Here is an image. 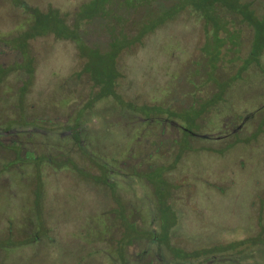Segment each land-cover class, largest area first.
<instances>
[{
    "label": "trees",
    "instance_id": "obj_1",
    "mask_svg": "<svg viewBox=\"0 0 264 264\" xmlns=\"http://www.w3.org/2000/svg\"><path fill=\"white\" fill-rule=\"evenodd\" d=\"M92 1L97 0H83L78 9L71 13L76 16L75 23H70L69 18L72 15L65 13L63 27L66 30L61 28L65 31L63 34L59 30L50 32L57 38L75 42L80 49L81 59L86 64L89 61L85 56L86 49L94 48L95 45L92 39L94 33L104 38L111 48L117 51L121 49L122 54L142 46L144 38L157 34L162 28L181 18L197 20V23L202 24L206 47L196 48L198 52L195 51L205 59L206 65L196 74L185 93L186 99L193 100L192 104L186 109L183 103L175 102L174 98H171L169 103L160 104L161 108L147 106L150 114L144 115L142 110L145 108L140 103L147 102L142 101L140 95L132 102L124 100L120 92H117L116 79L113 85L108 81L97 83L93 74L84 70V74L88 73L89 80L95 82V86H100L101 91L94 94L90 92L91 95V89L87 86L89 91L87 89L84 93H89V101L81 98L83 103L78 105V112L73 120L55 113H47L48 117L42 116L40 120L36 117L30 120L26 115L20 116L19 113L17 118L16 112L19 109L21 112L25 111L24 106L21 108L16 105L18 94H7L8 96L3 97L2 92L11 90L4 91V87L0 88V111L3 109L1 106H4L10 112L9 118L12 121L10 127L0 121V179L7 175L25 184L29 190L26 198L41 201L38 214H42L43 203L51 207L48 203L51 200L49 198H52L51 193L45 194L44 190L47 181L44 173L47 169H53V177H59L61 172L69 173L78 176L92 189L108 191L111 203L107 205L106 210L100 212L107 218L102 221V228L98 229L101 231L99 236L88 239L86 245L88 248L93 247L92 249L97 247V252L90 255L91 257H107L104 252V245L107 243V250L112 255L108 258L112 261L111 264H188L199 258H205V263L208 264L221 262L220 253L226 251L231 252L230 264H237L243 259L240 258L242 255L252 253L250 249H264L263 229L258 236H252L247 242L207 247L197 253L187 252L175 246L177 231L185 225L182 217L187 210V202L181 201L182 187L171 184L169 178L179 165H182V161L191 159L192 155L206 154L221 159V153L229 155L235 152V149L242 148L239 166L244 168L247 152L264 162V1L259 7H255L254 2L245 0H98L101 8L94 10L96 16L90 20L80 9ZM80 13H83V17ZM62 17L64 18V14ZM91 21L93 22L90 23ZM95 30L98 32H94ZM74 76L80 80L84 75ZM256 79L259 83L258 90L250 99L242 100L244 98L239 95L241 89L251 87ZM68 81L69 78L62 81V84L65 82V88ZM77 88L73 91L74 94ZM24 99L25 97H22V102ZM93 103H100L101 108L109 106L123 116L119 118V127L122 125L127 129L128 136H134L128 143L127 154L116 152L113 157L107 158L97 154L92 143L83 147L82 139H85V136H82L83 132L79 131V128L85 110L90 109L89 112L94 113ZM59 105L54 107L59 109ZM190 108L195 110L196 115L187 121L180 113ZM45 112L41 114H46ZM188 114L186 111V115ZM217 119H224L223 127L239 123L236 128L238 132L234 134L237 140L219 150L220 154L211 145L198 142L214 140L213 137H203V132L208 121ZM188 125H191L190 129ZM169 127L174 132L177 131V134L168 132ZM67 131L73 133L72 137L60 135L58 144L66 141L74 143L75 149L83 153L89 161L86 168H79L76 161L70 157L63 155L61 158V155H54L62 147L54 145L51 138H54L57 132L61 134ZM3 133H10V138L5 141ZM39 139L41 142H38ZM46 148L50 149V152ZM72 155L76 153L72 152ZM95 170L99 171L98 175L93 173ZM261 170L264 174V167ZM133 184L146 188L152 185L153 190L149 187L151 192L148 190L145 198L130 196L128 193L130 190L133 193ZM188 185L189 183H184L185 188ZM71 186L73 190L78 188L76 185ZM214 188L218 193L227 190L218 186ZM80 192L83 194L84 191ZM257 192L255 191L256 194ZM68 197L76 199L80 195L70 196L69 193ZM257 199L260 203H254L259 205L260 213L259 217L253 218V222L258 219L256 222L262 226L264 186L262 198L257 194ZM10 209L8 206V210L1 212L2 216L8 212L5 217L7 220L2 223H6L8 237L11 235L9 239L13 240L14 236V239L19 238L16 236L18 229L26 232L21 238L22 246L39 244V237L43 235L41 216L31 217L29 211L23 212L22 215L20 212L11 214ZM50 210L52 213L55 211L52 208ZM169 218L172 225L169 224ZM45 231L48 233L45 237L49 238L48 228H45ZM240 246L244 247V250H240Z\"/></svg>",
    "mask_w": 264,
    "mask_h": 264
},
{
    "label": "rangeland",
    "instance_id": "obj_2",
    "mask_svg": "<svg viewBox=\"0 0 264 264\" xmlns=\"http://www.w3.org/2000/svg\"><path fill=\"white\" fill-rule=\"evenodd\" d=\"M32 1L40 4L45 2V5L47 4L46 8L42 6L41 10L47 11L48 8V13L43 15L44 12L39 10L40 13H37L35 24L26 30L28 34L18 35L17 42L24 47V61L16 59L15 62L20 65L23 64V67L28 70L33 69V71L27 77L28 74H25L24 78L21 75L20 80L16 76L17 73H15L9 78L7 86H3L4 91L15 88L20 90L24 86L26 88L27 92L23 101L26 106L25 111L21 112V109H19L16 112L17 117L19 113L20 116L24 114L32 120L35 117L38 119L42 116L48 117L46 116L47 113H55L73 120L78 112V105L83 103L81 98L86 99L88 102L87 96L90 92L94 94V92L101 91V89H94L89 76L84 74L86 72L83 70L90 71L97 83L108 81L113 85L116 79L117 92H120L119 94L122 95L124 100L132 102L140 95L142 101L150 103H140L145 108L142 110L144 115L150 114L149 107L161 108L160 104L169 103L171 98H174L175 102L183 103L186 109L192 104L193 100L191 98L186 99L185 93L193 83L196 74L202 71L206 65L205 59H202L200 54H196L200 47L201 49L206 47L203 38V27L202 24L196 22L197 20L192 21L181 18L165 26L157 34L144 38L142 46L122 54L120 53L121 49L117 51V49L111 48L104 38L94 33L92 36L95 44L94 48H87L85 53V56L89 58L87 64L80 58L79 51L74 43L69 41L59 43L51 35V37L33 44L43 46L41 49L43 54L39 56L38 62L35 61L34 66L31 47L25 44V38L35 33L45 35V33L52 30H59L63 34L65 31H62L61 28L64 19H66L65 13L71 14L76 11L83 0ZM32 1L29 0V4L32 5ZM245 1L253 3L255 0ZM262 1L264 0H260V2ZM2 2L0 1V5H2L0 8V16L2 15L0 25L5 26V28L1 29V36L12 33L11 27H13V24H11L13 20V14L10 11L11 6L5 1L3 6ZM254 6L256 7L255 2ZM99 7L101 8L98 0L92 1L91 4H87L80 11L84 12L85 16H89L91 20L96 16L94 10ZM63 14L64 18L62 17ZM79 15L83 17V13ZM4 17H8L7 20ZM17 17H20V21L28 19V15H25L22 9H20ZM69 20L70 23H75L76 16L75 18L70 17ZM63 28L66 30L65 27ZM94 32H98V30ZM17 42H14V44H17ZM37 50L40 51L39 48ZM0 61L5 63V58L0 56ZM12 66L13 63L11 62L6 64L7 69ZM78 74L84 75L81 77L82 79L78 80L74 76ZM68 78L69 81L65 88V82L62 84V81H67ZM87 86L93 87V89L91 88V91H89ZM76 88L74 94L73 91ZM258 88L259 83L256 79L251 87L241 89L239 95L244 98L242 100H248ZM85 90L89 93H84ZM15 93L18 94L16 100L19 101L18 106L23 107L22 97H20L18 90ZM2 94H4L3 97L8 96L7 94L10 96L11 92H2ZM93 104H95V107H93L94 113L91 114L90 109H86L85 115L82 117L83 121L80 127L86 133L85 139L88 138L84 140L83 147L92 143L97 150L96 153L107 158L113 157L116 152L122 155L127 154L128 143L134 136L132 134L128 136L127 129L123 128L122 125L119 127V118L123 116H120L118 111L115 112L109 106L101 108L100 103ZM54 105H59V109H56ZM147 106L148 108H146ZM1 108L3 109L0 111V121L5 122L10 127L12 124L9 118L10 112L4 106H1ZM114 108L116 109V107ZM186 109L180 115L189 121L196 115V112L193 108ZM44 111H46V114H41ZM186 111L189 112L188 115H186ZM245 117H247L246 113ZM223 125H225L224 119L208 121L205 124L203 137H213L214 140H200L198 142L202 145H211L218 153L219 150H223L222 148L228 147L237 140L234 134L238 132L236 128L239 123L231 126L227 125L228 127H223ZM190 128L191 125H188V129ZM225 128L229 129L226 130ZM170 131L177 134V131L174 132L171 127L168 128V132ZM60 135L57 132V135L51 138V142L68 151L72 148V145H69L71 143L68 141L58 144ZM242 136L245 135L242 134ZM9 138L5 136L4 140L6 141ZM41 140L39 139L38 142H41ZM240 146L242 145L240 144ZM237 149L229 155L219 153L221 159L212 158V156L209 157L206 154L192 155L191 159L187 158L182 161V165H179L178 169L169 176L171 184H175L178 188L182 187L180 188L182 190L180 193L183 194L181 201L187 202V210L182 217L185 225L177 231L178 236L174 241L175 246L181 247L187 252L197 253L198 250L201 251L207 247L228 246L234 242H247L252 236H258L261 229L264 230V222H262V226L259 222H256L258 219L253 222V218L259 217L260 213L259 205L254 202H258L257 194H260L261 198L263 195L264 174L261 169L264 167V162H260L247 152L244 157L246 164L243 168L241 165L239 166L242 148ZM175 153H177V149ZM76 155L78 159L77 157H74V159L82 163V166H86L87 162H85L82 155ZM53 173V169H47L44 173L45 180H47L45 181V194L46 192L51 193L52 198H49L51 200L48 201L51 207L43 203L42 214L37 213L41 210L39 208V202L41 201L38 202L35 198H26L29 190L25 184H22L19 180L9 178L7 175L0 179V264H111L112 261L108 259L111 252L107 250V243L104 245L106 249L104 252L107 257L101 255L91 257L90 255L97 252V247L92 249L93 247L88 248L86 245L88 239L91 237L95 239L101 232L98 229L102 228L101 223L106 216L100 212L103 209L106 210L107 205L109 206L111 203L109 192L92 189L88 183L82 182L76 175L72 176L69 173L63 174L61 172L58 175L59 177L56 178L51 176ZM93 173L98 175L99 171L95 170ZM186 182L189 183L187 188L184 186ZM71 185L78 186L77 190H73ZM214 186L227 190L224 193H218L219 191L217 192ZM149 187L152 191L153 186L150 185ZM149 187L133 184V193L130 190L128 194L145 198L148 190L150 191ZM79 190L84 191L83 194ZM255 191H258L257 194ZM69 193L70 196L76 194V196L80 195L81 198L68 197ZM142 198L140 199L143 201ZM144 205L146 204L144 203ZM8 206L11 207L9 210L11 214L20 212L22 215L23 212L29 211L31 217L41 216L43 220L41 232L43 235L39 237V240H41L39 244L22 246L20 244L22 242L21 238L26 235V232L18 229L16 236L19 238L14 239V236L13 240L9 239L11 235L8 237V232L5 229L6 223H2L7 220L5 217L8 212L3 216L1 213L8 210ZM50 208L55 210L54 213L51 212ZM169 220L170 224L171 219L169 218ZM36 228L38 229V226ZM45 228L50 231L49 238L45 237L48 236ZM108 247L110 246L108 245ZM240 250H244V247L240 246ZM250 251L252 253L246 256L242 255L240 258L243 259L239 260L237 264H264V249L262 247L250 249ZM230 255L231 252L228 251L220 253L221 262H209L208 264H230ZM110 256L112 257V255ZM205 262V258H199L197 261L194 260V262L188 264H207Z\"/></svg>",
    "mask_w": 264,
    "mask_h": 264
},
{
    "label": "flooded vegetation",
    "instance_id": "obj_3",
    "mask_svg": "<svg viewBox=\"0 0 264 264\" xmlns=\"http://www.w3.org/2000/svg\"><path fill=\"white\" fill-rule=\"evenodd\" d=\"M0 1L2 2V0H0ZM4 1L7 2L11 6L10 11H12V14H13V20L11 21V24H13V27H11L12 28V33L4 34L2 36L0 35V56L5 58V63H2L0 61V88H3V86L8 83L9 78L11 76H13L15 73H17L16 76L19 77L18 80H20L21 75H23V78H24L25 74H28V75H26V77H27V76H29V73L30 74L32 73L33 69H29L30 70L29 71L28 69H26L25 67L22 66L23 64L20 65L19 63L15 62L16 59L19 60V61H24V52H23L24 51V47H23L22 44L17 42L18 39H16V38L18 37L19 34H28V32H26V30H28L29 27H31V26H33L35 24L37 13H40L39 10L41 12H44L43 15H45V13H48V8H47V11H42L41 10L42 6H43V8H46L47 4L45 5V2H44V4L42 2L40 4V3H36V2L31 0L33 2L32 5H31V4H29V0H3V2H2L3 6H4ZM254 2H255V5L257 7H259L260 4H261L260 0H255ZM259 2H260V4L258 5ZM1 6L2 5H0V8H1ZM20 9H22V11L24 12L25 15H28V19H25L24 21H20V17H17L19 15ZM56 12H57V10H56ZM72 16L75 18L74 15H72ZM1 18H2V15L0 16V19ZM4 18H6V17H4ZM7 18H6V20H7ZM11 19L12 18L10 17V20ZM2 28H5V26H1L0 25V34H2V30H1ZM51 35L52 34H50V31H48L47 33H45V35H42L41 33H35V34H30V35L27 36L28 38L27 37L25 38V44L30 45V47H31L30 50L32 51V56L34 58V62H33L34 66H35V61L38 62L39 61L38 60L39 56H41V54H43L42 51H41L43 46L41 47L40 44H39V46H37V44L36 45H33V44L35 42L39 41V40L42 41V39H44V38L51 37ZM52 37H54L56 39V41L59 42V43L68 42L69 41V42L74 43L76 45L75 42H73V41H71L69 39H66V38L65 39H60V38H57L54 35H52ZM14 42H17V44H14ZM46 47L49 48L48 46H46ZM76 47H77V49L79 51V55H80V58H81L80 49L78 48L77 45H76ZM38 48L40 49V51L37 50ZM50 49H51V47H50ZM8 62L13 63V66L10 67L9 69L6 68V64H8ZM34 66H33V68H34ZM18 75H20V76H18ZM88 75L89 74L87 73V76ZM91 82H93V81L91 80ZM93 86H94V88L96 90L100 89V86H95V82L93 83ZM89 88L93 89V87H89ZM10 90H11L10 91L11 92V96H15V94H16L15 92L17 90L19 92L20 97H25V93L27 92L25 86L23 88H21L20 90L16 89V88L15 89H10ZM16 98H17V96H16ZM18 102L19 101H16V105L17 106H18ZM23 106L25 108L24 102H23ZM85 106H86V104H85ZM18 107H20V106H18ZM21 108H23V107H21ZM17 118H19V117H17ZM40 119L41 118H39V120ZM20 120H21V118H20ZM83 130L84 129H82L81 127L79 128V131L83 132ZM17 135L18 134H16V136ZM61 135H65V137H70V136L72 137L73 133L67 131V132H64V133L61 132ZM83 135L85 136L86 133L83 132L82 136ZM3 136H11V134L10 133H3ZM84 140H87V139H82V144H83ZM70 145H72V148L69 149L68 151L65 150V149H61V150H59L57 152V154H54V155H61L60 156L61 158L64 155V156L70 157L72 160L74 159V157H77V155L73 156L72 152L76 153V154H79V155H82V157L85 160V162H87L86 166H82L83 164L77 161L78 157H77V159H74V160L77 161L76 164L79 165L78 166L79 168H82V169H83V167L86 168L89 165V161L85 158L83 153H81L80 151H77L75 149L76 147H74V143H72ZM48 152H50V149H49ZM50 154H48V155H50ZM93 189H95V188H93ZM49 234H50V231H49Z\"/></svg>",
    "mask_w": 264,
    "mask_h": 264
}]
</instances>
